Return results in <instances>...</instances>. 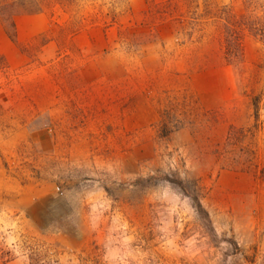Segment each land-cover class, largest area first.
<instances>
[{
	"label": "rangeland",
	"instance_id": "obj_1",
	"mask_svg": "<svg viewBox=\"0 0 264 264\" xmlns=\"http://www.w3.org/2000/svg\"><path fill=\"white\" fill-rule=\"evenodd\" d=\"M244 1L0 7L6 31L29 19L22 61L0 56V158L29 198L0 201V264H264V132L253 155L225 148L252 124L264 45L244 32L227 62L215 18ZM165 110L182 121L169 140Z\"/></svg>",
	"mask_w": 264,
	"mask_h": 264
},
{
	"label": "trees",
	"instance_id": "obj_2",
	"mask_svg": "<svg viewBox=\"0 0 264 264\" xmlns=\"http://www.w3.org/2000/svg\"><path fill=\"white\" fill-rule=\"evenodd\" d=\"M26 1L36 0H2V8H12L23 5ZM245 12L235 21L229 15L220 13L215 16L219 23L221 31L222 46L224 49V58L227 62H237L242 60V34L248 33L259 43L264 45V0H245ZM35 10L27 12L28 14H39L43 12L41 4H36ZM223 11V10H222ZM12 32L7 31L8 36L13 40L15 38V26L11 21ZM252 109V124L247 129L231 128L226 138L225 148L237 155V148L241 147V155H253L248 147L244 146V141L254 138L257 133L264 132V119L262 120V111H264V89L252 96L250 99ZM264 118V117H263ZM172 110H165L161 115L159 122V137L169 140L171 134L181 128V120ZM253 140V139H252ZM228 151V152H229ZM241 157V156H240ZM176 183H180L179 181ZM201 209V205L198 203Z\"/></svg>",
	"mask_w": 264,
	"mask_h": 264
},
{
	"label": "crops",
	"instance_id": "obj_3",
	"mask_svg": "<svg viewBox=\"0 0 264 264\" xmlns=\"http://www.w3.org/2000/svg\"><path fill=\"white\" fill-rule=\"evenodd\" d=\"M29 19L25 18H14V26H15V32L17 40H21V24L24 22H28ZM0 56H3L6 58V60L13 64L14 59H21L22 56L19 54V52L15 49V45L11 38L8 36L6 29L0 25ZM48 137V136H47ZM48 139V138H47ZM9 184L11 186V192L7 193L4 192L3 185ZM0 201L3 198V195H8L13 198V200L16 201V204L21 203L22 201H28L29 198H27V191L23 188L21 181L14 177H7L5 175L4 171V163L3 160L0 158ZM4 193V194H3ZM37 198H31V201H35ZM6 264H28L27 261L22 259H15L12 260Z\"/></svg>",
	"mask_w": 264,
	"mask_h": 264
}]
</instances>
